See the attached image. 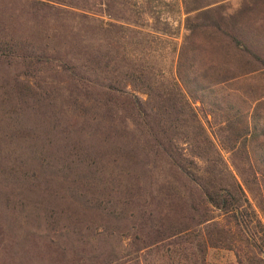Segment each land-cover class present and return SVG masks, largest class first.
<instances>
[{
    "label": "trees",
    "instance_id": "1",
    "mask_svg": "<svg viewBox=\"0 0 264 264\" xmlns=\"http://www.w3.org/2000/svg\"><path fill=\"white\" fill-rule=\"evenodd\" d=\"M0 1V64L19 69L54 109L63 106L72 126L98 128L104 174L142 209L135 252L165 247L205 264L210 248H223L239 264H264V223L247 193L256 197L252 183L264 180L256 113L264 101L255 99L252 112L229 102L226 85L249 95L255 88L241 87L245 72L214 56L225 46L221 23L242 28L264 0L230 11V0Z\"/></svg>",
    "mask_w": 264,
    "mask_h": 264
},
{
    "label": "rangeland",
    "instance_id": "2",
    "mask_svg": "<svg viewBox=\"0 0 264 264\" xmlns=\"http://www.w3.org/2000/svg\"><path fill=\"white\" fill-rule=\"evenodd\" d=\"M239 2L230 0L228 11ZM221 25L225 46L215 58L226 70L245 72L239 76L241 87L249 83L255 88L249 95L236 85H226L230 94L225 97L252 112L255 99L262 96L264 101V8L242 28L228 21ZM236 39L241 41V51L235 47ZM252 53L263 60H255ZM250 68L257 70L247 71ZM35 86L23 80L15 66L0 64V264H85L88 260L138 264L139 258V264H194L178 254L170 256L165 247L135 252L142 209L104 174L108 169L100 163L105 146L95 133L98 128L72 126L65 108L54 109ZM136 94L147 99L143 93ZM195 106L211 137L219 142L212 116L200 101ZM256 113L264 126V108ZM223 155L229 163L241 159L225 151ZM252 185L256 197L247 193L264 223V180L260 188L256 182ZM128 250L132 252L124 256ZM257 255L264 258V253ZM205 264L239 263L233 250L210 248Z\"/></svg>",
    "mask_w": 264,
    "mask_h": 264
}]
</instances>
